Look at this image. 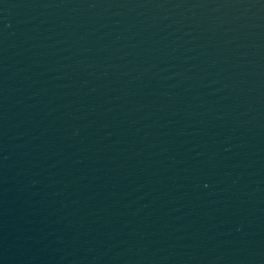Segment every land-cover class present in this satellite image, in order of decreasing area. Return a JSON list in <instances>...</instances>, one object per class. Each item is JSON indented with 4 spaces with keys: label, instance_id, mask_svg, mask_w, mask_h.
Masks as SVG:
<instances>
[{
    "label": "water",
    "instance_id": "obj_1",
    "mask_svg": "<svg viewBox=\"0 0 264 264\" xmlns=\"http://www.w3.org/2000/svg\"><path fill=\"white\" fill-rule=\"evenodd\" d=\"M0 264H264V0H0Z\"/></svg>",
    "mask_w": 264,
    "mask_h": 264
}]
</instances>
